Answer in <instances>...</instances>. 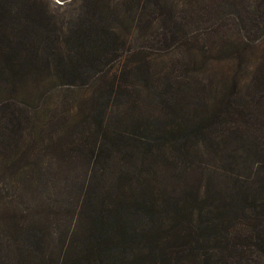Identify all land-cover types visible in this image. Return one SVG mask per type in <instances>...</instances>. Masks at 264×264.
<instances>
[{
	"label": "trees",
	"instance_id": "trees-1",
	"mask_svg": "<svg viewBox=\"0 0 264 264\" xmlns=\"http://www.w3.org/2000/svg\"><path fill=\"white\" fill-rule=\"evenodd\" d=\"M48 4L0 0V264H264V65L206 99L149 71L186 0Z\"/></svg>",
	"mask_w": 264,
	"mask_h": 264
},
{
	"label": "rangeland",
	"instance_id": "rangeland-1",
	"mask_svg": "<svg viewBox=\"0 0 264 264\" xmlns=\"http://www.w3.org/2000/svg\"><path fill=\"white\" fill-rule=\"evenodd\" d=\"M47 1L58 13L70 2ZM177 18L183 24L180 29H171V33L167 30V42L162 43L156 33H150L149 37L145 34L144 42H148L145 50L150 54L149 71L158 77L171 74L190 59L189 64H198L196 68L204 83L211 85L206 99L214 100L222 93L226 95L234 81L247 85L257 67L264 65V0H186V4L177 10ZM177 33L185 37L178 47ZM136 45L141 46L138 41L131 42L132 47ZM29 85L12 96V100L17 107L32 108L40 113L37 116L47 120L57 108L54 97L49 95L55 96V91L46 90L47 97H43L40 93L43 91ZM65 94L80 100L88 96V90L65 91Z\"/></svg>",
	"mask_w": 264,
	"mask_h": 264
}]
</instances>
